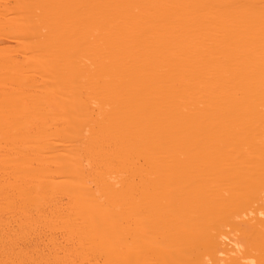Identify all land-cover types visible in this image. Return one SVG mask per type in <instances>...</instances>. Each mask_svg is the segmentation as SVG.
<instances>
[{"label": "bare ground", "instance_id": "6f19581e", "mask_svg": "<svg viewBox=\"0 0 264 264\" xmlns=\"http://www.w3.org/2000/svg\"><path fill=\"white\" fill-rule=\"evenodd\" d=\"M39 225L89 264H264V0H0L18 264Z\"/></svg>", "mask_w": 264, "mask_h": 264}, {"label": "rangeland", "instance_id": "374dc122", "mask_svg": "<svg viewBox=\"0 0 264 264\" xmlns=\"http://www.w3.org/2000/svg\"><path fill=\"white\" fill-rule=\"evenodd\" d=\"M74 227H67L66 230H54L51 227H42L29 230V236L34 240L27 249L28 256L24 257L26 264H89L85 261V253L80 252L77 247L78 238L72 236ZM15 230H6L0 233V264H18L20 246L15 247L16 252L10 253V241L17 240ZM30 237V238H31ZM136 257L131 260L130 264H134L141 258V254L137 253ZM93 264H106L103 259L92 261Z\"/></svg>", "mask_w": 264, "mask_h": 264}]
</instances>
